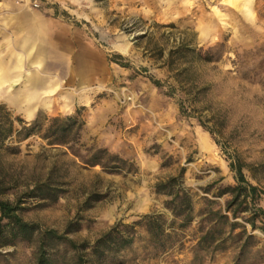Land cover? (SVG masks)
Returning a JSON list of instances; mask_svg holds the SVG:
<instances>
[{
	"label": "rangeland",
	"instance_id": "rangeland-1",
	"mask_svg": "<svg viewBox=\"0 0 264 264\" xmlns=\"http://www.w3.org/2000/svg\"><path fill=\"white\" fill-rule=\"evenodd\" d=\"M35 1L0 0V58L9 56L19 28L35 16L58 56L72 57L78 71L91 74V90L52 96L32 118L1 98L0 104L27 122L39 113H78L81 153L105 147L126 162L123 170L108 172L85 166L67 145L39 135L6 142L20 151L0 148V199L18 206L37 232L13 237L3 220L0 264H36L40 233L64 234L71 222L76 230L67 236L80 243L148 213H163L170 222L169 197L156 193L155 185L182 167L183 185L194 197L193 222L168 248L137 225L132 243L111 264H264V217L253 228L251 211L232 219V235L225 227L227 239L217 250L195 249L201 211L224 208L230 195L217 193L237 183L231 161L244 165L264 209V0H37L38 7ZM181 44L215 48L219 57L169 64L171 50ZM56 249L55 264H74L65 244Z\"/></svg>",
	"mask_w": 264,
	"mask_h": 264
},
{
	"label": "trees",
	"instance_id": "trees-1",
	"mask_svg": "<svg viewBox=\"0 0 264 264\" xmlns=\"http://www.w3.org/2000/svg\"><path fill=\"white\" fill-rule=\"evenodd\" d=\"M214 50L215 48L203 51L197 47L181 44L171 50L169 64L172 65L187 57H191L192 60L212 62L219 57ZM118 63L124 67L129 66L122 62ZM187 69V67L182 68L180 73H184ZM151 79L155 85H161L159 79L154 77ZM170 88L176 89L174 85H170ZM83 125L84 121L78 113L53 117L39 113L34 120L27 122L22 117L13 115L12 111L0 104V148L11 153H18L20 151L18 145H6V142H21L31 136L39 135L52 145H67L71 153L78 157L85 166H100L102 170L108 172L123 170L122 163L126 160L108 148L85 147L86 154L81 153V148L85 146L81 142ZM230 167L235 172L237 183L227 185L217 193V196L230 195L224 208L211 207L201 211L199 226L201 235L195 245L197 250H217L227 239L226 236L224 237L225 227L228 225V233L232 235L237 226V222L232 219L244 212L251 211L252 216L247 220L253 228L257 227V218L264 217V209L257 206L258 187L247 180L243 170L244 165L233 160L230 162ZM184 175L185 167H182L178 175L161 180L155 185L156 193L169 197L165 201V207L172 216L170 222L165 214L157 212L144 214L133 224H127L121 220L93 243L87 240L80 243L67 236V233L76 230L73 222L67 226L64 234H60L55 229H46L39 236L36 264H55L56 258L60 256L56 249L59 243L65 244L72 253L74 264H111L117 252L132 243L131 230H134L137 225H144L153 242H160L163 247L168 248L173 244L174 235L179 230L184 231L195 219L194 197L183 185ZM37 188L42 189L43 187L39 185ZM236 205L243 207L237 211L233 209ZM0 213V232L2 221L5 219L8 220L7 224L13 237L22 236L29 239L37 232L36 225L25 221L18 213V206L11 201L0 199ZM63 260H66V255Z\"/></svg>",
	"mask_w": 264,
	"mask_h": 264
},
{
	"label": "crops",
	"instance_id": "crops-1",
	"mask_svg": "<svg viewBox=\"0 0 264 264\" xmlns=\"http://www.w3.org/2000/svg\"><path fill=\"white\" fill-rule=\"evenodd\" d=\"M28 20L30 25L19 28L21 35L9 56L0 58V76L5 78L0 98L17 110H28L32 118L52 96L87 93L92 77L87 70L78 71L72 57L58 56V46L45 38L42 19L32 16Z\"/></svg>",
	"mask_w": 264,
	"mask_h": 264
},
{
	"label": "built area",
	"instance_id": "built-area-1",
	"mask_svg": "<svg viewBox=\"0 0 264 264\" xmlns=\"http://www.w3.org/2000/svg\"><path fill=\"white\" fill-rule=\"evenodd\" d=\"M33 5H34L35 7H38V6H39V3L37 2V0L33 3Z\"/></svg>",
	"mask_w": 264,
	"mask_h": 264
},
{
	"label": "bare ground",
	"instance_id": "bare-ground-1",
	"mask_svg": "<svg viewBox=\"0 0 264 264\" xmlns=\"http://www.w3.org/2000/svg\"><path fill=\"white\" fill-rule=\"evenodd\" d=\"M38 69V68H37ZM3 79H5L3 76H0V83L3 82Z\"/></svg>",
	"mask_w": 264,
	"mask_h": 264
}]
</instances>
